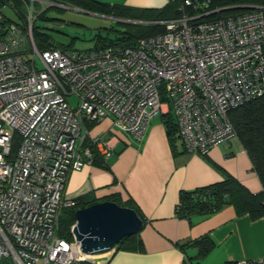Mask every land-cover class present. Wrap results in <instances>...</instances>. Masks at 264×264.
Returning a JSON list of instances; mask_svg holds the SVG:
<instances>
[{
	"label": "built area",
	"instance_id": "1",
	"mask_svg": "<svg viewBox=\"0 0 264 264\" xmlns=\"http://www.w3.org/2000/svg\"><path fill=\"white\" fill-rule=\"evenodd\" d=\"M23 1V26L0 8V264H95L72 229L71 242L59 235L62 212L75 206L65 199L69 176L92 164V149L104 162L113 154L91 127L109 120L141 140L166 107L187 154L238 140L229 113L264 95V14L209 20L222 10L211 0H168L178 17L135 46L40 51L34 6L56 4Z\"/></svg>",
	"mask_w": 264,
	"mask_h": 264
},
{
	"label": "crops",
	"instance_id": "2",
	"mask_svg": "<svg viewBox=\"0 0 264 264\" xmlns=\"http://www.w3.org/2000/svg\"><path fill=\"white\" fill-rule=\"evenodd\" d=\"M92 1L143 10L168 4V0ZM170 115L165 107L148 123L141 140L116 130L109 120L91 128L90 138L108 141L113 154L105 161V169L91 164L69 176L67 201L89 197L99 203L113 199L131 203L145 222L139 234L142 252H113L103 264H231L260 259L264 219L253 222L247 216L237 217L231 207L210 217L176 218L175 207L183 192L204 189L228 177L251 194H259L262 188L238 140L215 147L206 156L187 154L180 141L173 143L167 137L164 122ZM205 237L212 249L199 257L198 249L188 246Z\"/></svg>",
	"mask_w": 264,
	"mask_h": 264
},
{
	"label": "trees",
	"instance_id": "3",
	"mask_svg": "<svg viewBox=\"0 0 264 264\" xmlns=\"http://www.w3.org/2000/svg\"><path fill=\"white\" fill-rule=\"evenodd\" d=\"M56 5H68L83 11L93 12L99 15L114 18L116 20H128L132 23H125L132 26V32H126L116 43L97 45L93 51H98L106 47H132L139 39L159 35L165 32V24L162 22L178 17V4L168 3L162 9H133L125 6H109L100 4L92 0H47ZM26 2L23 0H0V8L11 6L19 23L26 25ZM37 6V5H36ZM48 7L36 15L35 20L49 21L45 13ZM253 8H260L264 14V0H211V10L222 9L218 13L208 16L206 19L222 18L228 15L244 13ZM35 22V21H34ZM32 25V36L38 50H48L56 48L60 50H74L71 47H64L53 43L51 37L40 27ZM139 22L140 24L133 23ZM122 23V22H121ZM20 24V25H21ZM264 52V48H263ZM229 121L236 132L237 139L247 154L252 170L256 174L262 191L259 194H251L237 181L228 177L224 181L213 186L196 190L193 192H183L179 195L178 204L175 207V216L179 220L190 221L193 217H210L227 207L233 208L237 217L247 216L251 221L264 219V95L253 99L231 111ZM167 129V137L170 142L179 141L176 126L172 115L164 122ZM94 128V127H91ZM88 143V141H87ZM93 156L92 164L105 169L106 163L99 157L95 149L91 150ZM106 202L114 203L117 206L134 211L145 225L138 210L131 203L120 204L115 199ZM75 206L65 210L60 218V237L68 242L72 241L71 229L75 224V212L87 209L99 204L98 201L89 197H82L73 201ZM140 232L124 239L115 249L127 252H142V243L139 238ZM188 247L198 249L199 257H204L212 249V243L207 237L193 242Z\"/></svg>",
	"mask_w": 264,
	"mask_h": 264
},
{
	"label": "rangeland",
	"instance_id": "4",
	"mask_svg": "<svg viewBox=\"0 0 264 264\" xmlns=\"http://www.w3.org/2000/svg\"><path fill=\"white\" fill-rule=\"evenodd\" d=\"M37 5V6H36ZM42 5L35 4V14H39ZM3 15L13 22H18V17L12 9L5 7ZM49 21L35 20V26L40 27L51 37L53 43L64 47H71L76 51H93L97 45L116 43L126 32H132L133 27L114 18L99 15L89 11H83L68 5H54L45 13ZM72 105H76L75 98L69 99ZM64 213V212H63ZM91 262L98 259L91 258Z\"/></svg>",
	"mask_w": 264,
	"mask_h": 264
},
{
	"label": "water",
	"instance_id": "5",
	"mask_svg": "<svg viewBox=\"0 0 264 264\" xmlns=\"http://www.w3.org/2000/svg\"><path fill=\"white\" fill-rule=\"evenodd\" d=\"M74 217L72 236L79 244L80 252L88 257L113 253L122 240L143 228L142 221L134 211L110 202L76 211Z\"/></svg>",
	"mask_w": 264,
	"mask_h": 264
},
{
	"label": "bare ground",
	"instance_id": "6",
	"mask_svg": "<svg viewBox=\"0 0 264 264\" xmlns=\"http://www.w3.org/2000/svg\"><path fill=\"white\" fill-rule=\"evenodd\" d=\"M105 256H106V255H104V256H99V257H88V256H84L83 259L86 260V261L91 262V261H90L91 258H95V259L97 258V259H98V262L95 263V262L93 261L92 263H95V264H103Z\"/></svg>",
	"mask_w": 264,
	"mask_h": 264
}]
</instances>
